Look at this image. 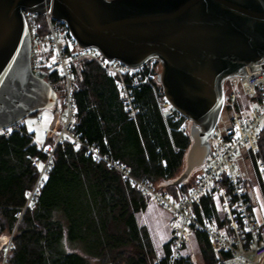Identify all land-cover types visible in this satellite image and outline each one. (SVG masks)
I'll return each instance as SVG.
<instances>
[{
	"label": "trees",
	"instance_id": "16d2710c",
	"mask_svg": "<svg viewBox=\"0 0 264 264\" xmlns=\"http://www.w3.org/2000/svg\"><path fill=\"white\" fill-rule=\"evenodd\" d=\"M77 75L74 133L129 165L137 179L175 192L171 184L183 173L192 140L190 133L179 131L180 123H166L152 87L134 88L127 80L133 116L121 101L116 79L96 61L82 60ZM53 77L61 82L57 73ZM259 136L264 159V127ZM55 140L50 132L39 146L22 124L10 133L0 132V240L14 233L7 264H168L167 257H158L150 232L139 221L149 204L119 173L76 150L69 140L55 149L40 193L29 202L40 175L34 161L44 165V149ZM199 240L203 264H210L214 257L209 244ZM0 251L1 260L3 247Z\"/></svg>",
	"mask_w": 264,
	"mask_h": 264
},
{
	"label": "water",
	"instance_id": "95a60500",
	"mask_svg": "<svg viewBox=\"0 0 264 264\" xmlns=\"http://www.w3.org/2000/svg\"><path fill=\"white\" fill-rule=\"evenodd\" d=\"M24 12L64 21L79 46L138 69L162 65L168 100L192 122L184 184L210 151L225 104V82L264 69V0H0V132L53 109L57 93L30 66ZM0 241V247H1Z\"/></svg>",
	"mask_w": 264,
	"mask_h": 264
},
{
	"label": "built area",
	"instance_id": "2783aa9c",
	"mask_svg": "<svg viewBox=\"0 0 264 264\" xmlns=\"http://www.w3.org/2000/svg\"><path fill=\"white\" fill-rule=\"evenodd\" d=\"M24 18L30 32L32 73L46 81L57 95L60 82H56L53 75L57 73L64 84L60 121L57 130L53 132L55 144L44 149L48 156L44 165L34 161L40 175L29 195V202L34 201L40 193L55 149L64 140H69L76 150H85L95 161L102 162L119 173L124 181L141 194L147 204L154 202L170 214L168 254L165 255L163 251L168 264H178L181 261L203 264L205 255L201 252L199 240L202 237L208 242L209 251L214 257L210 264H264V217L260 219L257 215L256 195L251 180L245 177L246 168L243 166V163H249L246 166L255 171L264 191V159L259 148V133L264 127L262 64L258 65L259 70L252 72L247 67L250 74L248 76L243 75L225 82L223 112L227 111L230 119L227 133L222 131L218 123L210 137V151L200 167L201 174L187 190L181 189L184 183L175 187V192H170L158 189L148 179H137L129 165L102 154L99 148L89 145L74 133L77 117V71L84 59L96 61L109 77L116 79L121 101L133 116L135 108L129 85L134 88L149 85L166 123H180L179 131L190 133L189 120L164 93L160 82L161 63L152 59L138 69H131L119 61L107 60L95 48H81L68 25L55 19L51 13L42 16L24 12ZM127 80L131 82L129 85ZM238 87L241 89L242 99L236 91ZM15 127L3 133H10ZM13 238L14 233L1 244L3 254L0 264L8 263ZM193 243L199 245L201 260L194 253Z\"/></svg>",
	"mask_w": 264,
	"mask_h": 264
},
{
	"label": "rangeland",
	"instance_id": "374dc122",
	"mask_svg": "<svg viewBox=\"0 0 264 264\" xmlns=\"http://www.w3.org/2000/svg\"><path fill=\"white\" fill-rule=\"evenodd\" d=\"M59 86H60V90L58 91V96L60 103H58V107L61 113V106H62L61 96L63 95V90H64L63 82H60ZM236 91L242 99V93L240 87H238ZM228 114L229 113L227 111L222 112L219 122V125L224 133H227V130L229 128L230 119ZM53 117H54L53 109L42 110L34 116L27 117L25 120L22 121L21 124L25 125L28 131L34 134L35 141L39 146H44L49 138L50 126L53 121ZM191 126H192V122L188 121L189 130ZM246 165H249V163H245V164L243 163V166H245L246 168L245 177L247 179H250L252 182L253 190L255 192L257 199L256 212L258 217L261 219L262 217H264V191L263 189H261L258 183L259 179L255 171ZM185 169L186 166L183 168L182 171L184 172ZM200 174H201V168L194 170L190 178L185 183L190 184L191 181H194ZM139 221L140 224L142 226H145L150 232L158 257L159 258L163 257V247L170 239V228H169L170 214L166 210L160 208L154 202H152L147 206V209L140 215ZM10 236L11 234L5 233L0 240L1 243H5L10 238ZM193 250L196 256L199 258V260H201L202 257H201L199 245L193 243ZM0 255H1V251H0ZM92 261L93 264H100L97 261L94 260ZM198 264L201 263L199 262Z\"/></svg>",
	"mask_w": 264,
	"mask_h": 264
}]
</instances>
